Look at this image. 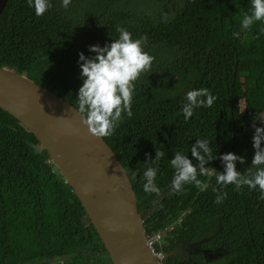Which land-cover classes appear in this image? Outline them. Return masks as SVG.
Segmentation results:
<instances>
[{
    "label": "trees",
    "instance_id": "trees-1",
    "mask_svg": "<svg viewBox=\"0 0 264 264\" xmlns=\"http://www.w3.org/2000/svg\"><path fill=\"white\" fill-rule=\"evenodd\" d=\"M36 16L27 0H9L0 16V68L25 75L76 107L80 52L118 37L117 26L133 38L146 37L154 57L136 81L133 116L123 115L104 137L128 174L143 215L146 235L174 224L161 250L177 264L183 247L197 244L190 264H264V200L259 190L221 189L199 177L205 191L171 188L176 151L191 157V144L207 138L213 154L254 155L253 118L264 111V23L241 28L250 0H59ZM207 88L217 97L194 110L187 122L184 96ZM245 109V110H244ZM244 110V111H243ZM255 124L259 126L257 120ZM159 162L157 190L145 193L142 173ZM223 171L219 158L210 165ZM227 193L216 204L217 191ZM160 249V248H159ZM221 251L209 261L206 252ZM113 264L82 203L39 140L0 108V264Z\"/></svg>",
    "mask_w": 264,
    "mask_h": 264
},
{
    "label": "clouds",
    "instance_id": "clouds-1",
    "mask_svg": "<svg viewBox=\"0 0 264 264\" xmlns=\"http://www.w3.org/2000/svg\"><path fill=\"white\" fill-rule=\"evenodd\" d=\"M60 6L67 10L72 0H59ZM28 6L34 9L36 16H42L51 7V0H27ZM250 14L243 16L242 29H249L254 22L264 23V0H250ZM118 37L103 46L89 45L88 51L93 55L80 52L78 66L79 78L82 81L76 93L77 112L83 117L82 123L88 131L98 138L111 136L118 127L123 115L131 118L132 102L136 89V81L142 73L151 67L154 57L144 48L146 37L133 38V34L124 27L117 26ZM217 97L207 88L192 89L186 92L181 107L184 120L187 122L194 115V110L211 107ZM245 110V109H244ZM243 110V111H244ZM259 121L257 126L255 121ZM252 146L254 155L247 172L237 170V162L245 163V157L234 152L213 154V147L207 138H197L191 144V157L182 151H176L169 160L174 170L171 188L179 193L185 185H193L200 191H205L208 184L199 177L211 178L221 189L228 185L239 190H259L260 199L264 200V111H258L253 118ZM165 156L163 151L156 149L154 160L146 162L149 166L142 173V187L145 193L157 190L156 179L159 172V162ZM221 161L223 171H218L210 165ZM227 193L219 190L215 203L220 204L226 199Z\"/></svg>",
    "mask_w": 264,
    "mask_h": 264
},
{
    "label": "water",
    "instance_id": "water-1",
    "mask_svg": "<svg viewBox=\"0 0 264 264\" xmlns=\"http://www.w3.org/2000/svg\"><path fill=\"white\" fill-rule=\"evenodd\" d=\"M9 0H0V16ZM0 108L39 140L82 203L113 264H158L146 244L133 184L113 148L75 107L14 70L0 68Z\"/></svg>",
    "mask_w": 264,
    "mask_h": 264
},
{
    "label": "built area",
    "instance_id": "built-area-1",
    "mask_svg": "<svg viewBox=\"0 0 264 264\" xmlns=\"http://www.w3.org/2000/svg\"><path fill=\"white\" fill-rule=\"evenodd\" d=\"M174 224L165 227L162 230L153 231L146 235V244L152 256L156 258L158 264H169L167 258L171 254H167L161 250V247L166 242V236L169 231H172ZM160 248V249H159Z\"/></svg>",
    "mask_w": 264,
    "mask_h": 264
},
{
    "label": "rangeland",
    "instance_id": "rangeland-1",
    "mask_svg": "<svg viewBox=\"0 0 264 264\" xmlns=\"http://www.w3.org/2000/svg\"><path fill=\"white\" fill-rule=\"evenodd\" d=\"M199 251H200V248H199V246L197 244L189 246L187 248L180 249L179 252L181 254H185L186 255V256H184V258H186V259H184V263L183 264H188V260H189L188 257H187L188 255L194 254V253L199 252ZM222 254L223 253L221 251H217V252H214V253L213 252H206L205 253V255L207 257V260H209V261H212V260L222 256ZM50 264H60V263L59 262H53V263H50Z\"/></svg>",
    "mask_w": 264,
    "mask_h": 264
},
{
    "label": "flooded vegetation",
    "instance_id": "flooded-vegetation-1",
    "mask_svg": "<svg viewBox=\"0 0 264 264\" xmlns=\"http://www.w3.org/2000/svg\"><path fill=\"white\" fill-rule=\"evenodd\" d=\"M183 247H181L180 249H182ZM179 249V250H180ZM179 250L177 251V254L178 255H180L181 253L179 252ZM197 253V252H196ZM173 254V253H172ZM171 254V255H172ZM190 256V255H189ZM184 259H186V258H184V256H183V259H181V260H178V262H177V264H183L184 263ZM188 264H190V259L188 260Z\"/></svg>",
    "mask_w": 264,
    "mask_h": 264
}]
</instances>
